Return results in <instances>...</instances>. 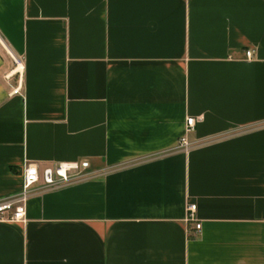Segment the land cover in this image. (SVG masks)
I'll return each instance as SVG.
<instances>
[{
  "label": "crops",
  "instance_id": "crops-1",
  "mask_svg": "<svg viewBox=\"0 0 264 264\" xmlns=\"http://www.w3.org/2000/svg\"><path fill=\"white\" fill-rule=\"evenodd\" d=\"M83 161L0 264H264V0H0V200Z\"/></svg>",
  "mask_w": 264,
  "mask_h": 264
},
{
  "label": "built area",
  "instance_id": "built-area-1",
  "mask_svg": "<svg viewBox=\"0 0 264 264\" xmlns=\"http://www.w3.org/2000/svg\"><path fill=\"white\" fill-rule=\"evenodd\" d=\"M253 52H247V58L253 57ZM18 65V61L14 59ZM21 83L14 89L13 94H21ZM197 119L188 117L185 125V134L180 138L179 148L189 151L192 144L189 141V135L194 133L197 126ZM90 163L83 162H65L57 163L43 169L37 163L28 164L23 170V190L14 197L0 200V222H18L23 223L27 219L28 201L42 194L43 192L63 188L90 178L88 170ZM198 207L196 204L187 206V221L190 224V235L195 239L200 238L202 233V224L197 218Z\"/></svg>",
  "mask_w": 264,
  "mask_h": 264
}]
</instances>
